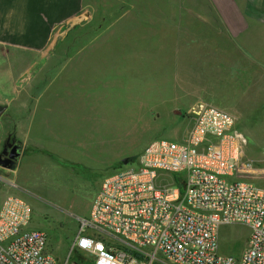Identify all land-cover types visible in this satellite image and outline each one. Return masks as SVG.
Here are the masks:
<instances>
[{
    "label": "rangeland",
    "instance_id": "obj_1",
    "mask_svg": "<svg viewBox=\"0 0 264 264\" xmlns=\"http://www.w3.org/2000/svg\"><path fill=\"white\" fill-rule=\"evenodd\" d=\"M219 3L86 0L87 8L77 22L85 29L66 32L63 39L97 42L82 51L77 44L54 49L60 62L81 51L68 58L63 72L59 64H51L44 74L37 58L31 65L32 55L41 52L0 50V109L7 111L0 123V140L10 137L32 162L24 174L19 169L15 194L30 204L31 227L46 234L47 253L58 264H89L84 255L70 251L100 182L124 167L125 161L135 164L151 141L183 140L191 125L185 114L200 102L194 97L230 112L248 140V157L260 159L264 121L260 129L256 127L258 116L250 109L253 97L248 89L241 91L243 110L235 104L240 92L237 95L233 87L234 59H228L230 64L217 63L222 36L216 32L221 26ZM187 12L193 14L195 27L204 23L211 30L203 35L211 63L204 66L201 78L200 65H193V74L188 72L185 28L175 31L172 26L175 22L184 26L190 19ZM225 75L230 79L226 83ZM45 86L49 87L43 92ZM26 121L31 129L21 127ZM248 234L241 225L220 227V253L240 255Z\"/></svg>",
    "mask_w": 264,
    "mask_h": 264
},
{
    "label": "built area",
    "instance_id": "obj_2",
    "mask_svg": "<svg viewBox=\"0 0 264 264\" xmlns=\"http://www.w3.org/2000/svg\"><path fill=\"white\" fill-rule=\"evenodd\" d=\"M185 115L183 140L151 141L102 179L70 252L89 264H264V151L248 157L227 110L197 102ZM32 215L23 196L4 198L0 264H58ZM230 225L249 230L238 256L220 253L219 228Z\"/></svg>",
    "mask_w": 264,
    "mask_h": 264
},
{
    "label": "crops",
    "instance_id": "obj_3",
    "mask_svg": "<svg viewBox=\"0 0 264 264\" xmlns=\"http://www.w3.org/2000/svg\"><path fill=\"white\" fill-rule=\"evenodd\" d=\"M85 2L86 0H0V50L3 47L41 52L40 56L32 55L31 65L35 64L34 58H37L38 61L42 60L44 74L50 71L47 66L51 64H59L58 70L63 72L62 68L67 64L69 57L80 54L86 47L91 44L95 45L97 42L63 39L66 32L86 27L77 24L87 8ZM219 2L217 12L221 26L216 32L219 36L222 33V36H220L221 40L218 44L219 59L217 63L230 64L228 59L231 57L234 59L232 64L236 67L233 87L237 95L238 91L240 92L239 101L236 100L235 102L238 103L235 104L239 105L240 111L243 110L246 101L242 100L241 91L248 89L250 97H253L250 100V109L257 114L256 127L260 129L261 121H264V117H261L264 115V0H219ZM187 14V18L190 19L185 22L184 26L179 27L176 22L172 26L175 31L178 28H185L188 34L185 52L186 64L189 66L188 72L193 74V65H200L202 73L198 69L197 72L198 75L201 74L198 78H201L204 74V66L211 63V54L204 45L203 35L206 31L211 32V30L210 26L204 23L195 27L192 24L193 14L189 12ZM199 33L202 34L201 37L197 35L195 38V34ZM96 37L97 32L93 38ZM71 44H77V49L81 51L70 53L66 59L60 62L62 59L54 56L53 50L62 45L67 49ZM174 55L176 57L177 53ZM193 59H195V63ZM222 80L226 83L230 79L225 75ZM246 80L250 81L249 85L245 84ZM47 87L49 86L43 88V92ZM224 87L220 90H224ZM203 99V97H194L193 100L203 102ZM6 112V108L0 109V123ZM21 127L32 128L28 121ZM6 140L7 138L4 141L0 140V151ZM18 146L20 156L15 162V168L9 170L0 166L1 201L6 196L16 193L19 169H23L20 174H24L32 166L31 160L23 152V147Z\"/></svg>",
    "mask_w": 264,
    "mask_h": 264
},
{
    "label": "water",
    "instance_id": "obj_4",
    "mask_svg": "<svg viewBox=\"0 0 264 264\" xmlns=\"http://www.w3.org/2000/svg\"><path fill=\"white\" fill-rule=\"evenodd\" d=\"M18 150L19 146H14L6 158L0 156V166L5 169L13 170L15 168V162L20 156ZM124 163H126V161Z\"/></svg>",
    "mask_w": 264,
    "mask_h": 264
},
{
    "label": "flooded vegetation",
    "instance_id": "obj_5",
    "mask_svg": "<svg viewBox=\"0 0 264 264\" xmlns=\"http://www.w3.org/2000/svg\"><path fill=\"white\" fill-rule=\"evenodd\" d=\"M14 146H18V145L15 143L14 140H12L10 137H8L7 140H6L5 143H4V146L2 147V149H1V151H0V156H1L2 158H6V157L9 155L11 149H12ZM18 151H20V148H19ZM17 160H18V159H17Z\"/></svg>",
    "mask_w": 264,
    "mask_h": 264
}]
</instances>
